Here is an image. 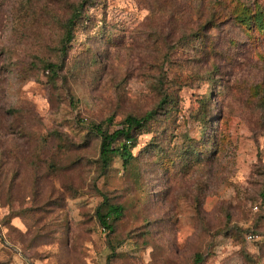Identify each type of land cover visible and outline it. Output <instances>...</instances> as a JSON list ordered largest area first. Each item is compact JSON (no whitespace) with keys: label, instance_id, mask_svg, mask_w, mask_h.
Segmentation results:
<instances>
[{"label":"rangeland","instance_id":"1","mask_svg":"<svg viewBox=\"0 0 264 264\" xmlns=\"http://www.w3.org/2000/svg\"><path fill=\"white\" fill-rule=\"evenodd\" d=\"M80 1L0 0V264H264V0Z\"/></svg>","mask_w":264,"mask_h":264},{"label":"trees","instance_id":"2","mask_svg":"<svg viewBox=\"0 0 264 264\" xmlns=\"http://www.w3.org/2000/svg\"><path fill=\"white\" fill-rule=\"evenodd\" d=\"M89 3L90 0H81L68 16L60 40V47L62 50H64L71 42L76 20L80 17L84 7ZM48 67L49 70H54L56 66L54 64H48ZM166 101V98H162L156 107L149 109L140 116L128 113L112 131L108 128V124L111 122V117H107L105 120L100 122L90 123L89 129L99 137V175H103L107 172L113 157L118 154L122 157L123 168L129 164L131 159H133L132 149L136 146L138 135L155 118L158 114V109L162 107ZM122 211L123 207L120 204L109 203L107 197L103 196L102 203L97 206L95 210L101 229L108 232L112 231V221L119 218ZM113 254L114 251L108 255L107 262ZM198 255L199 254H196L197 258H195L194 263L200 261L201 257Z\"/></svg>","mask_w":264,"mask_h":264}]
</instances>
